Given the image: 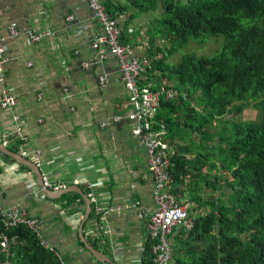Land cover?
<instances>
[{
    "label": "crops",
    "instance_id": "obj_1",
    "mask_svg": "<svg viewBox=\"0 0 264 264\" xmlns=\"http://www.w3.org/2000/svg\"><path fill=\"white\" fill-rule=\"evenodd\" d=\"M99 1L113 2L116 10L127 5V0ZM160 15L161 11L139 14L131 10L119 14L116 20L122 41L129 47L126 59H146L149 32ZM13 23L20 32L14 39L7 30ZM31 32L51 35L32 42ZM101 34L87 0H0V36L4 38L8 59L4 82L0 83V99L3 87L17 99L13 110L0 108V145L7 142L4 147L11 152V148H16L18 126L14 116H19L20 128L28 140L24 146L26 158L39 162L43 179L66 184L67 189L78 187L90 200L95 194L98 205L116 209L98 218L96 203L91 201L94 217L90 215L83 228L87 243L93 246L95 241L97 250L114 264H143L154 181L145 150L131 133L133 123L128 116L132 108L120 79L119 60L108 51L100 57L92 46ZM157 40L154 46L165 42ZM84 63L89 66L84 67ZM101 78L106 83L102 84ZM140 80L153 92H171V99L163 94L157 100L159 106L152 125L153 129L164 126L168 130L156 117L162 112V102L175 98L176 93L171 90L174 82H168L157 71L149 78L143 73ZM114 118H120L118 124L111 122ZM176 122L168 130L164 153L173 157L182 150L181 155L193 162L195 152L188 155L185 149H193L200 135L187 129L185 117ZM16 149L17 153H12L19 155ZM190 171L184 188L176 193L175 187L173 191L194 221L208 213L203 204L218 193L212 194L202 181L196 184L194 178L190 180L198 174L197 170ZM199 173L205 175L206 171L203 168ZM73 194L80 195L72 192L56 199L46 197L30 168L0 156V205L18 206L38 219L44 237L65 264H102L80 237L86 204L81 195L75 200ZM181 229L175 228L171 237L172 263Z\"/></svg>",
    "mask_w": 264,
    "mask_h": 264
},
{
    "label": "trees",
    "instance_id": "obj_2",
    "mask_svg": "<svg viewBox=\"0 0 264 264\" xmlns=\"http://www.w3.org/2000/svg\"><path fill=\"white\" fill-rule=\"evenodd\" d=\"M112 4L104 3L114 19L127 10L161 11L157 32H149L144 75L161 72L162 78L174 82L171 90L176 96L162 102L157 121L169 130L178 118L202 119L193 127L200 135L198 143L185 149L188 155L195 152L193 162L180 150L179 156L171 157L170 172L176 193L184 188L188 171L197 170L190 180L202 181L218 195L203 204L208 213L194 219L191 231L180 230L172 264H264V0H127L118 10ZM204 35L223 37L215 56L187 54L177 65L166 63L176 46ZM122 36L119 43L126 44ZM157 39L171 47L154 46ZM250 102L260 113L258 121L212 130L230 121L225 118L232 121ZM16 148L12 152L17 153ZM203 168L205 175L199 173ZM94 213L93 209L91 218ZM0 234L8 238L7 247H0V264H62L25 224L6 229L0 222ZM92 244L99 249L95 241ZM152 259L148 240L143 264H153Z\"/></svg>",
    "mask_w": 264,
    "mask_h": 264
},
{
    "label": "built area",
    "instance_id": "obj_3",
    "mask_svg": "<svg viewBox=\"0 0 264 264\" xmlns=\"http://www.w3.org/2000/svg\"><path fill=\"white\" fill-rule=\"evenodd\" d=\"M87 3L103 32L96 38L92 46L99 52L100 57H104V52L108 51L119 60L120 79L129 94V106L132 108V112L128 116L129 121L133 123L131 133L145 150L147 161L151 168L154 181V189L152 191L153 210L147 219L146 234L151 243L152 262L153 264H172L173 246L171 237L175 228L182 227L186 232H189L194 227V221L188 215L186 206L179 202L173 192V177L170 172L171 157L164 153L167 146L168 130L164 126L159 129H153L152 127L153 118L157 106H159L157 100L163 94L168 99H171L172 94L164 89L153 92L150 86L141 84L140 79L148 66V60L134 57L126 59L129 47L119 43L120 30L118 21L109 15L105 5L99 0H87ZM7 30L9 37L13 39L20 35L15 23L9 26ZM48 35H51V33L31 32L29 37L32 42H40ZM7 62L8 59L4 52V38L0 36V83L4 82V70ZM88 66V63H84V67ZM101 83H106V79L101 78ZM16 106L17 99L3 87L0 108L13 110ZM119 121L120 118H114L111 122L118 124ZM14 122L18 126L15 140L19 155L26 158L28 155L24 151V146L28 140L20 128L19 116H14ZM2 145L3 147L6 146L7 142H3ZM34 163L37 165L39 162L35 161ZM44 182L46 187L52 191L67 189L66 184L63 183H54L46 178ZM91 201L96 203V214L100 217L116 210L113 207L98 205V199L95 194H92ZM0 222L6 229L25 224L37 236L40 245L60 259L59 253L48 242L39 228V220L31 218L24 209L18 206L3 207L0 205ZM7 244V236L0 234V247L5 249ZM62 264L65 263L62 261Z\"/></svg>",
    "mask_w": 264,
    "mask_h": 264
},
{
    "label": "rangeland",
    "instance_id": "obj_4",
    "mask_svg": "<svg viewBox=\"0 0 264 264\" xmlns=\"http://www.w3.org/2000/svg\"><path fill=\"white\" fill-rule=\"evenodd\" d=\"M152 30H154L153 33L157 32V26L153 25ZM223 42H224V39L222 36H205L204 35L197 39H190L186 45L181 46V47L176 46V52H174L167 58L166 63L170 66L177 65L180 63L182 57L187 54H193L199 57L215 56L220 51ZM160 44H162L164 48L171 47L170 42H167V41L163 43L160 42ZM231 118H225V119H228L227 121L229 120L230 121L228 123H225V125H220L219 128H216V129L212 128V130L220 131L222 130L223 127H227L228 129H231L233 124H241V123H245L250 120L258 121L260 118V113L258 112V110L253 108V102H250V106L248 108H245L232 121H231ZM201 121H202L201 118H198L197 121L195 122L186 121L187 125L190 126L187 129L191 131L193 127L194 126L197 127ZM207 129L209 130V127H207ZM191 141H193V138Z\"/></svg>",
    "mask_w": 264,
    "mask_h": 264
},
{
    "label": "water",
    "instance_id": "obj_5",
    "mask_svg": "<svg viewBox=\"0 0 264 264\" xmlns=\"http://www.w3.org/2000/svg\"><path fill=\"white\" fill-rule=\"evenodd\" d=\"M0 156L12 158L18 164L24 165V166L30 168L35 173V175L37 176L39 188L46 197L56 199V198L62 197L65 194H68V193H72V192L79 193L84 198L85 204H86L85 205L86 206L85 215H84V218H83L81 225H80V228H79L80 237L82 238L83 243L85 244L87 249L92 253V255L96 258V260L98 262H100L102 264H114V262L112 261V259L110 257H108L106 254L102 253L101 251L95 249L93 246L89 245L83 236L84 224L92 213V203H91L90 198L83 191H81L80 188L73 187V188H70V189H67L64 191H50L46 187V184L44 182V179H43V176H42V173H41L39 167L33 161H30L29 159L24 158L18 154L12 153L11 151H9L8 149H6L5 147H3L1 145H0Z\"/></svg>",
    "mask_w": 264,
    "mask_h": 264
}]
</instances>
